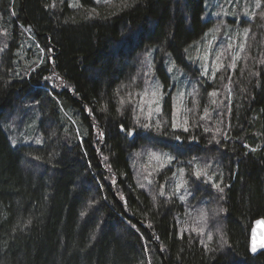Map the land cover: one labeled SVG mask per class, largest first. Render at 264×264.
Segmentation results:
<instances>
[{"label": "trees", "instance_id": "obj_1", "mask_svg": "<svg viewBox=\"0 0 264 264\" xmlns=\"http://www.w3.org/2000/svg\"><path fill=\"white\" fill-rule=\"evenodd\" d=\"M125 2L0 0V264H264L249 252L264 218V0L245 22L255 47L211 82L185 58L213 25L204 0ZM169 54L189 74L188 132H172L171 92L165 129L137 127L133 105L120 106L150 67L170 84ZM26 106L42 143L14 147L4 125L22 129ZM151 150L176 160L155 171L137 156ZM205 165L208 183L191 175ZM181 168L187 191L173 194Z\"/></svg>", "mask_w": 264, "mask_h": 264}, {"label": "rangeland", "instance_id": "obj_2", "mask_svg": "<svg viewBox=\"0 0 264 264\" xmlns=\"http://www.w3.org/2000/svg\"><path fill=\"white\" fill-rule=\"evenodd\" d=\"M257 3H259L260 5V0H204L205 12L202 16V21L210 22L213 25L206 32L207 35H205V33L202 39L191 45L185 52L186 61L189 64L196 66V68L198 67V69L200 70H198L200 72L199 76L208 77L209 81L211 82L215 78L216 74L222 69H228L232 71L237 67L240 61H245V55L247 54V52H249L252 45L254 46L256 42V35L253 33L252 28L246 26L245 22H252L257 19L255 15L260 7H257ZM251 22L249 23L252 24L253 22ZM243 23L244 25L242 26ZM217 28L219 29V31L215 30ZM246 28L249 29L247 36L244 35V29ZM229 44L232 45L231 49H229L228 47ZM241 46H243L242 49ZM261 48H264V45L261 46ZM221 52H223L222 61L224 64V68H221L220 71L215 72V76H213V71L220 63V61L217 60V56ZM256 52L259 53V50L257 49ZM237 53H239L240 59L235 61L236 67H228V65L233 62V57ZM205 54L206 59L200 58L204 57ZM261 55H264V51L261 53ZM147 60L149 65L153 64V49H149ZM170 67H172V71H169ZM205 68H207V72H205L204 75H201V72H203ZM149 69V74L150 76L152 75V77L149 78V82L144 87V89L147 87L149 92V95L146 96L145 99L151 100V92L155 89L158 92L157 99H159L161 110L159 114L154 113L153 119L162 116V108L166 94L168 95L171 92L172 113L174 110L176 111L177 116L175 117V120L176 123L181 126L179 129H182L183 121L186 119V108L189 100L190 90L189 92L184 90V86L180 87V84L182 80H184L185 75L189 76V74H187L181 66L175 64L170 54L166 56L164 62V69L170 80V84L168 86L164 84L162 79L158 77L155 72H152L151 67ZM181 93L184 94L183 97H181ZM160 94H162V99L159 98ZM138 104L139 101L137 103V106ZM152 107L155 108L156 106L153 105ZM25 109L26 111H24V114L21 117L17 118V120L23 121L22 129L18 130L15 127L12 128L9 124L4 125L10 142L14 147L18 146L19 144L40 146L42 143V139L40 133L38 132V127L35 124L36 120L33 117L30 118L34 113L33 108L26 106ZM144 109L145 112H147V104L144 105ZM140 115L143 116L144 114L141 113ZM24 116H26L27 118L24 119ZM24 120H26V123H24ZM37 140H39L40 142L37 143ZM176 142L178 141L176 140ZM179 142L182 143V140L180 139ZM150 152L158 151L151 150L145 151L144 153L142 151V154L140 153V156L143 157L145 155V160L143 162L141 161L142 165L148 164L147 166H151L153 170L157 168L161 170L162 168L159 167L161 163H164L165 167L168 166L166 160H164L163 158H161V160L159 161L150 159ZM139 162L140 161H132L134 165H137ZM139 170H141V168H139ZM177 183H179L178 178L176 184Z\"/></svg>", "mask_w": 264, "mask_h": 264}, {"label": "snow or ice", "instance_id": "obj_3", "mask_svg": "<svg viewBox=\"0 0 264 264\" xmlns=\"http://www.w3.org/2000/svg\"><path fill=\"white\" fill-rule=\"evenodd\" d=\"M96 2L99 4L101 3V0H96ZM105 3H109L110 0H104ZM134 2L135 0H133V4H128L127 2H125L124 4V7L127 8V7H131V6H134ZM70 6H73V5H70ZM259 3H257V7H259ZM93 11H95V9H93ZM89 18H92L91 17V14L89 15ZM216 31H219V29H215ZM211 31V30H210ZM248 32H249V29H244V35L247 36L248 35ZM207 35V33L205 34ZM211 46V45H209ZM229 49L232 48V45L229 44ZM243 48V46H241V49ZM50 51V50H49ZM187 51V49H186ZM222 57H223V52H221L218 56H217V60L220 61V63L218 64V66L215 68V70L213 71V76H215V72H218L220 71L221 68H224V64H223V61H222ZM200 58H203V59H206V54L204 57H200ZM146 59H147V54H146ZM240 59V56H239V53H237L234 57H233V62L228 65V67L230 68H235L236 67V64H235V61ZM261 64H264V60H261L260 61ZM150 66V65H149ZM174 67V65H173ZM169 71H172V67L169 68ZM207 72V68L204 69L203 72H201V75H204V73ZM55 75V74H54ZM145 76H147L148 74L145 73L144 74ZM258 75V73H257ZM46 80L47 79H51L50 77H46L45 78ZM229 79H231L229 77ZM133 80H135V78H133ZM147 83V81H146ZM123 87V85H122ZM149 95V92H148V88L146 87L142 93H129L128 94V97L127 99H125L124 97H121L120 99V106L121 108L125 107L126 104H129V105H133V113H134V116H133V119L134 121L136 122V125L137 127H142L144 129H152L153 127L157 128V129H165L167 124H168V121H162L160 119H156L155 120V123L153 124L152 123V119H153V115L154 113L156 114H159L160 113V105H159V99H157V96H158V92L154 89L152 92H151V96H152V99L151 100H146L145 97ZM181 97H183V93L180 94ZM210 96L212 97H215L216 96V92H212V93H209ZM139 96L140 97V100H139V104L138 106L136 104H134V101L136 100V97ZM160 99H162V94H160L159 96ZM212 103L215 104L216 101L213 99L212 100ZM147 104L148 106V110L147 112H145V109H144V105ZM155 105L156 107L153 108L152 106ZM117 111H120V109L118 108ZM141 113H143V119H146L147 122H141L142 121V117H141ZM177 116V113L176 111L174 110L173 111V121H172V124H171V129H172V132L175 133L181 126L178 125L176 123V120H175V117ZM210 118V114L207 110V108L205 109V113L203 116L200 117L201 120H205V119H208ZM195 126H200L198 124H196ZM189 123H188V120L185 119L183 121V126H182V130L184 132H188L189 131ZM205 131H209L208 128H205L204 129ZM121 131H126V135L127 136H133L134 134V131L135 129H125V126L124 125H121ZM162 134H167V132H163ZM101 135H103L101 133ZM175 139L177 141H179L181 139V137L179 135H176L175 136ZM213 140H215V137H213ZM40 141L37 140V143H39ZM217 143H219V141H216ZM140 154L138 153L137 156H139ZM161 158H163L164 160H166V163L167 164H171L174 160H176V157L173 156V155H170L169 153H164V152H150V159H155L157 161L161 160ZM105 159H107V157H105ZM196 158L193 157L191 161H189V164H193L195 162ZM160 168H163L165 167V164L164 163H161L159 165ZM155 171H159V168L155 169ZM178 173H179V183L176 184V187H175V191L173 194L175 193H178L180 192L182 189L184 191H187V185L189 183V181L187 179H184V169H178ZM152 175V172H148V176H151ZM191 175H194L197 180L201 179V177H204L206 178L205 179V182L208 183V182H211V178L208 176V166L205 165L203 168H199V167H196L195 170L191 173ZM148 177L146 176L145 179H147ZM173 178H177V173H173ZM149 184H151V181L149 180ZM139 187L143 188L145 187V185L143 184H139L138 185ZM214 188H216L219 192H223L224 189L220 186V184L218 183H213L212 185ZM163 187V186H162ZM160 195H164L163 191L160 192ZM189 195H191V193H189ZM181 200H184V196H180L179 197ZM153 199L155 200V197H153ZM84 213H81V215H83ZM185 231H187V229H185ZM193 232H196L197 234H203V229L202 228H193L192 229ZM208 240L211 241L212 240V234L209 233L208 234ZM201 243H203V241H201ZM224 243H226V241H224ZM205 247H207V245H205ZM253 252L256 251V248L253 247L251 249Z\"/></svg>", "mask_w": 264, "mask_h": 264}, {"label": "water", "instance_id": "obj_4", "mask_svg": "<svg viewBox=\"0 0 264 264\" xmlns=\"http://www.w3.org/2000/svg\"><path fill=\"white\" fill-rule=\"evenodd\" d=\"M131 136V139H133ZM255 247L256 251L253 252L251 249ZM249 252L252 256L264 252V218H260L253 222L252 229L249 236Z\"/></svg>", "mask_w": 264, "mask_h": 264}]
</instances>
